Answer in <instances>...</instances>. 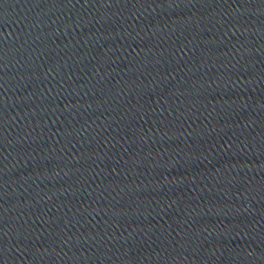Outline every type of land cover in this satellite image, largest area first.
I'll use <instances>...</instances> for the list:
<instances>
[{"label": "water", "instance_id": "1", "mask_svg": "<svg viewBox=\"0 0 264 264\" xmlns=\"http://www.w3.org/2000/svg\"><path fill=\"white\" fill-rule=\"evenodd\" d=\"M0 264H264V0H0Z\"/></svg>", "mask_w": 264, "mask_h": 264}]
</instances>
